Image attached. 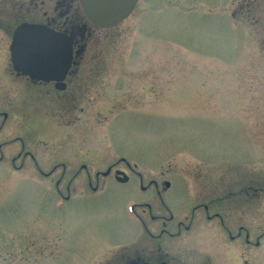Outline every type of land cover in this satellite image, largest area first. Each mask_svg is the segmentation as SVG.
Wrapping results in <instances>:
<instances>
[{"label":"rangeland","instance_id":"374dc122","mask_svg":"<svg viewBox=\"0 0 264 264\" xmlns=\"http://www.w3.org/2000/svg\"><path fill=\"white\" fill-rule=\"evenodd\" d=\"M237 6L238 0H139L118 26L94 28L80 67L84 100L96 103L82 117L88 131L84 125L67 147L60 138L36 131L30 147L42 166L48 157L54 164L97 168L125 158L150 177L209 165L244 174L246 181L255 175L257 213L247 210L243 219L227 222L233 234L242 224L250 245L245 234L231 241L215 222L198 221L179 248L208 253L216 264H264V0H252L249 10L234 13ZM49 144L52 152L46 153ZM61 175L47 179L29 170L0 177V264H72L68 258H80L73 251L62 259V229L55 225L44 237L38 217L21 230L19 242L12 233L18 213H45L36 186L51 181L54 187ZM73 175L67 173L65 180ZM81 180L76 185L82 191ZM106 194L93 209L80 201L73 206L71 236L125 230L121 214L129 195H114L112 189ZM49 213L60 217V209Z\"/></svg>","mask_w":264,"mask_h":264},{"label":"flooded vegetation","instance_id":"af4514ba","mask_svg":"<svg viewBox=\"0 0 264 264\" xmlns=\"http://www.w3.org/2000/svg\"><path fill=\"white\" fill-rule=\"evenodd\" d=\"M251 1L238 0L234 13L249 10ZM23 25L46 27L71 39L72 58L62 81L36 80L15 70L11 46L16 31ZM94 28L98 27L87 20L80 0H0V177L29 170L47 179L57 172L62 174L54 187L51 181L48 187L36 186L43 197L44 214L28 212L27 216H15L12 233L16 241L19 242L21 230L29 228L38 217L46 233L44 237L51 234L55 225L62 229V259L73 251L80 254L76 261L68 258L72 264H216L208 253L179 248L184 234L190 233L198 221L215 222L220 233L231 241L236 242L245 234L250 245L243 225L233 234L227 222L243 219L247 210L257 213L259 183L255 175L246 181L244 174L233 176L220 165H209L204 170L190 167L186 171H160L150 177L143 173L141 165L125 158L103 168L84 163L75 167L64 162L54 164L50 157L42 166L37 160L30 147L35 144L36 131H42L46 138H60L65 147L72 146L78 139L77 131L80 129L81 133L88 121L82 122L85 109L96 104L84 100L80 84L85 45ZM51 146L44 148L46 153L52 152ZM70 172L74 175L65 180ZM189 177L193 180H186ZM78 179H82L85 190H79ZM18 182L14 181V186ZM114 184L117 187L111 188ZM110 189L114 195H129L128 199L123 198L125 212L121 214L125 230L119 234L103 230L89 238L71 236L73 222L68 214L73 206L80 201L93 209ZM51 208L60 209L59 219L51 217ZM95 217L87 226L92 227ZM28 246L35 244L29 241ZM65 261L68 262L67 258Z\"/></svg>","mask_w":264,"mask_h":264},{"label":"water","instance_id":"95a60500","mask_svg":"<svg viewBox=\"0 0 264 264\" xmlns=\"http://www.w3.org/2000/svg\"><path fill=\"white\" fill-rule=\"evenodd\" d=\"M139 0H80L88 21L101 29L119 25ZM16 71L36 80L62 81L72 58L71 39L42 26H21L11 46Z\"/></svg>","mask_w":264,"mask_h":264}]
</instances>
